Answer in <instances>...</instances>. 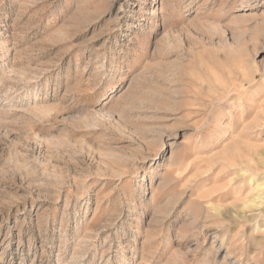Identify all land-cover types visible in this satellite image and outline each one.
<instances>
[{"label":"rangeland","instance_id":"374dc122","mask_svg":"<svg viewBox=\"0 0 264 264\" xmlns=\"http://www.w3.org/2000/svg\"><path fill=\"white\" fill-rule=\"evenodd\" d=\"M0 264H264V0H0Z\"/></svg>","mask_w":264,"mask_h":264}]
</instances>
